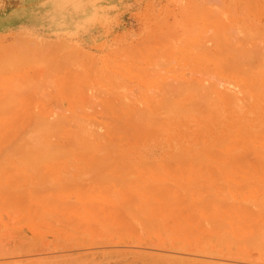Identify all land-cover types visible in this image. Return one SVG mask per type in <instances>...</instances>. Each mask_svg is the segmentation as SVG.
I'll return each instance as SVG.
<instances>
[{
	"label": "rangeland",
	"instance_id": "374dc122",
	"mask_svg": "<svg viewBox=\"0 0 264 264\" xmlns=\"http://www.w3.org/2000/svg\"><path fill=\"white\" fill-rule=\"evenodd\" d=\"M22 5L62 35L0 19V264H264V0Z\"/></svg>",
	"mask_w": 264,
	"mask_h": 264
},
{
	"label": "crops",
	"instance_id": "0c3cea01",
	"mask_svg": "<svg viewBox=\"0 0 264 264\" xmlns=\"http://www.w3.org/2000/svg\"><path fill=\"white\" fill-rule=\"evenodd\" d=\"M21 0V5L17 7V9L10 11L9 14L4 15V17L0 16V19H6L8 21V25L11 27V30L19 32L21 34H39L43 36L51 35V36H60L62 35V29L56 28L55 26H47L40 24L38 22H31V18H33V14L31 15L30 10L25 7ZM8 25L5 26L8 28ZM4 28V26H1Z\"/></svg>",
	"mask_w": 264,
	"mask_h": 264
},
{
	"label": "bare ground",
	"instance_id": "6f19581e",
	"mask_svg": "<svg viewBox=\"0 0 264 264\" xmlns=\"http://www.w3.org/2000/svg\"><path fill=\"white\" fill-rule=\"evenodd\" d=\"M138 201V200H137Z\"/></svg>",
	"mask_w": 264,
	"mask_h": 264
}]
</instances>
